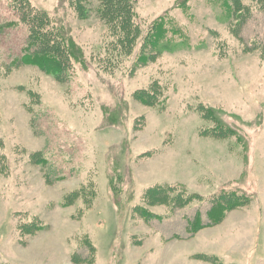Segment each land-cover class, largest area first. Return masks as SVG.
<instances>
[{"label":"rangeland","instance_id":"rangeland-1","mask_svg":"<svg viewBox=\"0 0 264 264\" xmlns=\"http://www.w3.org/2000/svg\"><path fill=\"white\" fill-rule=\"evenodd\" d=\"M30 1L60 20L87 65L72 60L64 80L38 64L16 66L27 25L0 34V264H264L256 0H243L258 13L238 28L239 14L221 0H135L143 34L120 62L106 60L99 0L87 17L68 0ZM163 15L168 45L142 52ZM12 20L1 1L0 25ZM154 85L164 89L144 103L142 92L155 101ZM204 108L235 135H210L216 123ZM162 186L197 196L182 207L158 203ZM223 192L243 194V204L209 224ZM198 212L208 226L190 232Z\"/></svg>","mask_w":264,"mask_h":264},{"label":"trees","instance_id":"trees-1","mask_svg":"<svg viewBox=\"0 0 264 264\" xmlns=\"http://www.w3.org/2000/svg\"><path fill=\"white\" fill-rule=\"evenodd\" d=\"M3 0H0V2ZM8 5L16 14L17 20L10 21L0 25V34L9 32L11 26H17V21L27 25L28 34L24 37L21 53L15 56L14 64H38L47 72L52 73L62 79L66 73L73 68L72 60L77 59L81 65H87L83 51L75 44L73 37L69 36L63 26H60V20L51 17L50 14L42 9L35 7L30 0H6ZM74 6L78 14L87 17L92 9L93 0H68ZM97 14L105 22L107 33L109 34L108 41L105 43L106 60L120 62L121 58L134 53L138 42L142 37V28L138 21V15L135 11V0H99ZM226 4V10L231 13H236L241 21L237 24V28L243 26L249 14L258 13L250 7L244 5L243 0H233L231 4L229 0H221ZM260 10L264 9V0H256ZM244 9H247L244 12ZM247 16V17H246ZM258 22V19H257ZM257 24V23H256ZM166 15L156 19L150 29L145 33L142 40L141 51L147 50L150 45L155 49L156 53H161L168 45L163 42L167 39ZM237 31V30H236ZM264 28L256 31L254 34L251 48H258L259 42H264ZM145 40V41H144ZM149 41V42H147ZM264 53V47H262ZM249 50L250 47H249ZM157 89V90H156ZM164 88L153 86V96L156 91H162ZM160 96V93L156 94ZM149 92H142L141 99L144 103L155 104ZM151 98V100H150ZM150 100V101H149ZM205 118H212L216 126L211 129L210 135L221 137H230L235 135V130L226 125L214 109L210 108L205 111L202 109ZM208 131H206L207 133ZM209 133V132H208ZM161 194L158 198V203L170 204L175 207H182L188 201L193 200L197 195H186V190L179 189L177 186H162ZM240 196L234 193H219L212 199V206L209 210L211 222L209 224H217L233 207H239L243 204V194L237 192ZM241 197V199H239ZM240 203V204H239ZM190 232H198L204 225L202 214L198 212L193 220L190 221Z\"/></svg>","mask_w":264,"mask_h":264}]
</instances>
